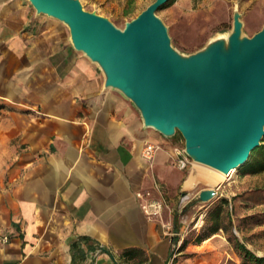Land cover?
I'll return each mask as SVG.
<instances>
[{
  "label": "crops",
  "instance_id": "obj_1",
  "mask_svg": "<svg viewBox=\"0 0 264 264\" xmlns=\"http://www.w3.org/2000/svg\"><path fill=\"white\" fill-rule=\"evenodd\" d=\"M69 37L24 0H0V264H171L165 225L193 189L176 141L145 127ZM140 190L167 202L162 216L142 210Z\"/></svg>",
  "mask_w": 264,
  "mask_h": 264
},
{
  "label": "water",
  "instance_id": "obj_2",
  "mask_svg": "<svg viewBox=\"0 0 264 264\" xmlns=\"http://www.w3.org/2000/svg\"><path fill=\"white\" fill-rule=\"evenodd\" d=\"M29 1L69 28L74 48L101 69L105 88L132 101L145 127L168 138L180 132L194 161L229 172L263 143L264 25L246 33L238 5L230 30L184 52L158 14L170 0H153L124 27L82 0ZM217 194L205 188L199 200Z\"/></svg>",
  "mask_w": 264,
  "mask_h": 264
},
{
  "label": "rangeland",
  "instance_id": "obj_3",
  "mask_svg": "<svg viewBox=\"0 0 264 264\" xmlns=\"http://www.w3.org/2000/svg\"><path fill=\"white\" fill-rule=\"evenodd\" d=\"M24 1L33 6L29 0ZM152 1L82 0L86 9L110 17L120 27ZM236 5L243 13L246 33L253 35L263 27L264 0H173L158 14L169 25L174 44L184 52H193L215 34L232 28ZM173 138L176 148L186 149L185 138L180 132ZM193 162L191 158L186 174L194 167ZM243 165L238 168L237 177L215 187L218 194L210 201L199 200L203 189L213 187L205 181L182 195L185 199L173 210L176 214L173 230H178L179 234L174 235L178 255L174 257L173 254L171 264H264V261H254L252 255L240 247L245 245L254 255L264 257V171L248 173ZM213 209L219 211V223L223 226L220 229H212L215 216L209 212ZM201 220L203 222L199 223ZM198 232H204L207 238L198 242Z\"/></svg>",
  "mask_w": 264,
  "mask_h": 264
},
{
  "label": "built area",
  "instance_id": "obj_4",
  "mask_svg": "<svg viewBox=\"0 0 264 264\" xmlns=\"http://www.w3.org/2000/svg\"><path fill=\"white\" fill-rule=\"evenodd\" d=\"M158 149V145L147 142L144 146L143 155L149 162H153ZM174 162L178 168L186 170L190 167L191 157L187 154L186 149L176 148ZM136 196L141 199L142 210L151 218L162 216L168 207L167 202L162 198L155 197L151 190H140ZM165 226L173 235L179 234L178 230H173V225L166 224ZM4 240L8 241V236H5Z\"/></svg>",
  "mask_w": 264,
  "mask_h": 264
},
{
  "label": "bare ground",
  "instance_id": "obj_5",
  "mask_svg": "<svg viewBox=\"0 0 264 264\" xmlns=\"http://www.w3.org/2000/svg\"><path fill=\"white\" fill-rule=\"evenodd\" d=\"M193 164L194 167L191 168L185 181V186L188 188L197 187L201 181H205L210 186L216 187L227 182L226 180L238 176L237 168H232L229 172H223L196 161H194ZM202 222L201 220L199 223Z\"/></svg>",
  "mask_w": 264,
  "mask_h": 264
},
{
  "label": "trees",
  "instance_id": "obj_6",
  "mask_svg": "<svg viewBox=\"0 0 264 264\" xmlns=\"http://www.w3.org/2000/svg\"><path fill=\"white\" fill-rule=\"evenodd\" d=\"M171 1L173 0H170L168 3H170ZM167 4H165L163 7H165ZM262 142L263 143L259 147L255 148L251 152L249 160L242 167L243 169L247 170L248 173L264 171V139ZM224 201L227 202L228 200L224 198ZM209 215L215 216V218L213 219V223H212V229H220L223 227L219 223V211L217 212L216 210L213 209L209 212ZM206 238L207 237H206V234H204V232H198L196 235V240L198 242H202ZM240 247L246 254L252 255L254 261L256 260L257 262L264 261V257H259L257 255H254L251 252V250L248 249L245 245H241Z\"/></svg>",
  "mask_w": 264,
  "mask_h": 264
}]
</instances>
